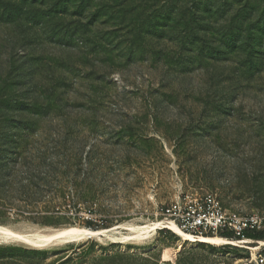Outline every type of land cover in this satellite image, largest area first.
Wrapping results in <instances>:
<instances>
[{"label":"rangeland","instance_id":"obj_1","mask_svg":"<svg viewBox=\"0 0 264 264\" xmlns=\"http://www.w3.org/2000/svg\"><path fill=\"white\" fill-rule=\"evenodd\" d=\"M187 192L264 211V0H0V228L32 239H0V255L246 264L250 249L168 227L36 235L168 225L160 208Z\"/></svg>","mask_w":264,"mask_h":264},{"label":"built area","instance_id":"obj_2","mask_svg":"<svg viewBox=\"0 0 264 264\" xmlns=\"http://www.w3.org/2000/svg\"><path fill=\"white\" fill-rule=\"evenodd\" d=\"M159 215L194 239L220 236L228 242L210 244L223 249L226 246L250 249L251 255L246 264H264V247H252L257 243L264 245V240L252 239L247 235L251 231L264 230V211L241 213L225 207L219 196L213 192H187L162 206ZM164 226L170 228L166 224Z\"/></svg>","mask_w":264,"mask_h":264},{"label":"bare ground","instance_id":"obj_3","mask_svg":"<svg viewBox=\"0 0 264 264\" xmlns=\"http://www.w3.org/2000/svg\"><path fill=\"white\" fill-rule=\"evenodd\" d=\"M167 224V223H166ZM170 229L177 233L181 237L180 245L183 241H192V242H201V243H214L221 244L227 243V240L222 239L220 236H207L201 239H194L187 233L181 231L173 223H168ZM165 227L162 221H155L148 225L137 226L132 223H125L114 228L110 229H89V228H76V227H67L60 228L47 233L37 231V237L39 243H52L53 241H75L82 237L92 238V237H101L107 236L114 241L119 242H128L129 240L142 241L150 237L153 233H156L159 229ZM154 235V234H153ZM0 239L10 240V239H19L22 241L30 242L31 238L22 235L21 233L6 229L0 228ZM163 259L170 260L172 259V254L170 249L166 248L163 252Z\"/></svg>","mask_w":264,"mask_h":264},{"label":"trees","instance_id":"obj_4","mask_svg":"<svg viewBox=\"0 0 264 264\" xmlns=\"http://www.w3.org/2000/svg\"><path fill=\"white\" fill-rule=\"evenodd\" d=\"M88 225H90L92 227L93 225V221L90 219L87 221ZM248 237L252 238V239H260V240H264V230L262 231H251L248 232ZM226 247H231V248H237V247H232V246H226ZM225 247V248H226ZM224 248V249H225ZM34 253H37V251H33ZM8 259L10 258L11 260V264H37V262H35L34 258H18L17 255H12L10 257H6L3 255H0V264H4L3 262L5 261L4 259ZM72 257L69 256L66 258V260L59 262L58 264H70V262L72 261ZM8 261V260H7ZM112 262V260H110Z\"/></svg>","mask_w":264,"mask_h":264}]
</instances>
